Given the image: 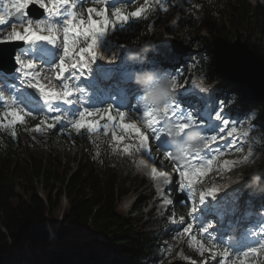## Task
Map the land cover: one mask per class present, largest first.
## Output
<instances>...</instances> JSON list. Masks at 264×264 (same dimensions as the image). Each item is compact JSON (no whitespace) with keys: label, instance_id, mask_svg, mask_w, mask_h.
<instances>
[{"label":"trees","instance_id":"1","mask_svg":"<svg viewBox=\"0 0 264 264\" xmlns=\"http://www.w3.org/2000/svg\"><path fill=\"white\" fill-rule=\"evenodd\" d=\"M199 2L202 4L199 19L195 7L185 9L174 5L178 26L175 29L171 24L165 25L174 39L190 45L189 59L193 54L198 73H205L211 82L224 80L214 68L213 38L221 34L230 40V34H236L237 29L249 31V40L252 33L260 38V42L253 44L250 40L249 45L264 60L261 52L264 0ZM163 12L158 7L148 10L147 15L159 23L167 19ZM145 26L138 22L132 30H120L111 34V38L136 48L143 44L150 46L159 27L149 32V27ZM230 95L234 101L229 100ZM217 99L226 104L231 113L239 108L236 103H245L232 83L217 94ZM1 121L0 264L25 249L32 254L39 253L44 264H157L170 256L166 248L173 230L171 225L166 226L164 217L144 212L154 194L150 179L134 172L130 150L120 148L112 135L102 133L93 138L87 129H82V151L75 165H71V161L63 160L48 148L33 146L31 139L21 143L13 134L14 125H8L5 119ZM138 122L142 124L139 118ZM120 134L128 139L125 131ZM133 140L137 143V139ZM19 153L26 154L23 161ZM133 189H149V196L147 199L139 194L131 213L125 214L119 204ZM50 228L55 237H51ZM197 235L202 236L199 231ZM57 246H65L69 251ZM252 264H264V259L256 255Z\"/></svg>","mask_w":264,"mask_h":264},{"label":"snow or ice","instance_id":"2","mask_svg":"<svg viewBox=\"0 0 264 264\" xmlns=\"http://www.w3.org/2000/svg\"><path fill=\"white\" fill-rule=\"evenodd\" d=\"M51 7L49 4H46L44 0H0V31L5 27H11V31L8 32L6 36L0 35V44H7L10 42H24L32 43L36 41L48 42L50 48L54 51H49L48 54L43 57L41 60L36 61L34 58L25 56L23 54L16 55L12 57L11 54L6 58L5 55L0 52V65H2L7 59L8 62H11L13 59L16 64L15 73L18 74L20 78V83L22 86L27 88L37 89L42 95L43 100L46 103L47 112L46 113H62L67 110L62 107V105L71 106L73 115H78V119H74L72 127L77 131L81 129H87L89 133L97 132L101 127L105 130L108 129L109 124L104 123L101 125L96 119H92L91 122L86 121V117H96L103 113L108 112V108L105 109H95L90 111L88 107H83V110L76 108V105H84L87 101L85 99L86 88L80 87L79 82L85 78L87 73L89 76L95 77V83L98 87L103 89L104 84L107 81L112 79V71H108V67L105 64H99L98 61H108L111 63V60L115 58H109L105 55L103 51L104 42L108 36V32L105 30V26L111 25L113 30H116L118 25L119 30L125 29L126 24L129 23L131 18H139L145 9L141 8L138 11L131 12L128 15H122V7H115L112 9V16L114 20H109L107 16L104 15L103 10H97L95 8H88L87 11L89 14L96 12L97 15L101 16V25L97 26L96 22L91 19L89 16L88 20H82L77 18V13L74 11L77 4L75 0L69 2V0H50ZM30 6L37 8V13L40 16L44 15V11L47 12L46 18L37 19V18H28L26 15V10ZM63 9V11H61ZM160 9L167 11V8L163 4L160 5ZM43 10V11H41ZM60 18L57 20L56 18ZM10 18L11 21H10ZM17 26H19L22 31H17ZM63 31V41L58 43L57 32L61 29ZM83 43L84 47H79L78 45ZM95 65V68L93 67ZM181 73L177 72L172 75L171 80L172 86L176 90V97L171 100V102L164 106L163 110L160 112H155L148 108V106H143L142 116L140 120L146 122V127L151 132V137L138 127L136 121L132 123H124L126 115L125 111H119V127L122 130H128L135 133L138 137V145L141 149L148 153L150 139H156L157 141L161 139V134H166L165 124L166 123H175V126L182 131L188 130H198L202 131L203 129L199 126L198 118H195L194 115L185 110L180 101L177 99L180 94L181 89H185L186 84L180 83L178 86V77ZM55 78L57 85H52L51 81ZM47 80L49 84L46 85L42 81ZM191 88V87H189ZM2 94H0V99H2ZM15 104L14 101H12ZM112 105L109 104V108ZM220 111H217L214 114L209 112V118L211 123L208 125L212 131L218 132L223 135L227 132V135L231 137L234 133L237 132L235 126L230 124V121L223 118L222 109L223 104L219 105ZM141 107L137 106L136 111L140 112ZM20 111H23L21 109ZM36 114H43L45 111L43 109H38ZM33 112H25L26 116H33ZM11 116L14 120H20L21 116L17 111H12ZM48 116H44V120H47ZM55 123H61V116H53ZM106 120L109 122L114 121L112 115H107ZM43 122V121H42ZM53 125L49 124L48 127ZM116 126L115 124L113 125ZM231 127V131H228V128ZM36 131L39 132L40 129L36 128ZM245 137L249 135V130H246L242 133ZM123 137L115 135L113 133V139L120 141ZM216 135L204 136L202 135L203 148L208 149L210 141L217 140ZM228 143H231L229 140ZM127 150V149H125ZM237 146V151H239ZM202 151L193 152L196 156H199ZM209 151H212L209 149ZM211 164V160L208 161ZM188 167V165H186ZM195 168V164H191V169ZM154 177H163L165 183L168 182V174L165 172H157L155 166H153ZM203 171L197 169L192 172V175H203ZM181 177H188L189 173L185 171H179ZM192 180L189 177L187 188L192 189ZM183 187V185H181ZM191 191H189L190 193ZM209 194H212L211 192ZM214 197V196H213ZM205 200V195L201 194L199 197V202L203 203ZM213 227L212 224L208 225V229ZM191 225L186 227L184 231L189 232ZM208 229H204L203 232H207ZM195 239V238H193ZM214 245L208 249L204 247L203 244L199 245V252L201 255L205 251L210 252V254L215 255L213 251ZM261 249H264V242H260L258 247L251 246L247 250L243 251V255L247 257L249 254H257ZM228 251L225 250L221 253L223 257L228 256Z\"/></svg>","mask_w":264,"mask_h":264},{"label":"rangeland","instance_id":"3","mask_svg":"<svg viewBox=\"0 0 264 264\" xmlns=\"http://www.w3.org/2000/svg\"><path fill=\"white\" fill-rule=\"evenodd\" d=\"M187 1L189 3H192V5L189 6L188 8H187L188 2H185L183 0H175L174 2H178L179 4L184 5L187 9H191L195 7L196 9L195 15H196V18L199 19L201 15L202 4L198 3V0L196 2L195 0H187ZM252 1L256 2V1H262V0H252ZM158 3H160V5L163 4L164 7L167 8V11L164 12L166 13L165 17L167 19L162 20L159 23L154 22L153 24L152 20L148 18V16L146 15L145 13L146 11H144V13H142L139 18H135V23H133V20L131 17L129 20V22L131 23L129 25L130 28H132L133 25L137 23V21L140 24L146 25L147 27H149V32H151V30L155 31L159 27L158 33L156 35L157 37L151 46L142 47L141 49L137 50L134 47L127 46V45L122 47L121 45L109 44L105 40L104 42L105 46L103 48L105 55L108 56L109 58L120 57V56H124L126 52L131 53V51H133V55L134 56L138 55L141 61L146 58L150 66L166 65V64L159 65L160 61L157 63V65L153 64L155 61L153 60V58L156 56L158 59H163L164 56L162 55L164 52H168L170 54L171 61H173L174 59L177 60L180 54L178 52H175L173 48L174 46L173 42L176 39H174L173 35L170 32L166 31V28H165V25H168V24H171V27H174L175 29L178 26V16H177V13H175L174 10L172 9L171 3L169 1L166 2L165 0H130L129 2L123 5H125L129 9L130 12H135L141 8H146L147 5L155 6ZM90 7L91 5H88L82 9V14L85 18V21L89 19L90 14L88 13L87 9ZM122 15H128V14L127 12L122 11ZM110 28L112 27L110 26ZM117 28H119L118 25L116 29ZM126 28L127 26H125V29ZM248 34H249V31H246L245 29V34L243 35V37L244 39L248 40V43L250 42V40L252 44L260 42V38H258L255 35V33L251 34L250 40L248 39ZM234 38L236 39L237 35L235 33L234 34L231 33L230 40H233ZM189 51H186L184 53H188ZM199 51H202V50H199ZM261 52L264 54V47L261 49ZM138 53H141V54H138ZM206 57H208V55H206L205 58ZM169 62L168 64H170ZM201 71L206 72L205 69H202ZM177 72L181 73V75L178 77V82L180 83H184V84L192 83L193 84L194 80H196L198 83H200L201 81H203L204 83H209V82H206V80L208 79L205 73H201V74L197 73V70L195 69L194 60L190 59V61L185 62L182 66H180L179 64V68L177 69ZM230 83H231L230 81L223 80V81L215 82V86L217 90L225 91L229 88ZM232 86L234 88L233 83H232ZM172 90H174V87L172 88ZM175 97L172 96V98H175ZM177 99L180 102H191L192 104H194L192 99H182L179 96L177 97ZM255 103H257L255 108H250V109L245 108L242 112H238V113L234 112V114L232 115L228 114L226 111L222 109V111H224L225 114L229 116L227 120H229L230 124L235 126L237 129V132L234 133L231 137H229V140L231 141V143H228V141L223 143L224 145L223 151L227 149H232V148L237 150V146L239 147L240 150L237 151L236 154L238 155L235 156L233 159L225 158L224 155H222L220 158L215 160V162L208 165L213 168L212 171L200 176L197 180L195 191L197 194H199V197L201 194H204L207 196L208 193H210L212 190L217 189L219 187L222 188V187L227 186L228 184H231L234 182L237 183L239 181H242L245 178L254 177L256 173H258L259 171L264 172V114H263L264 113L263 111L264 110V104H263L264 99L260 102L254 101L253 104ZM197 104L198 103L194 104L196 105L195 107L196 113H198ZM214 106H215L214 103L210 104L207 108V111H204L202 115L204 117H209L208 113L211 112ZM20 110L21 108H10L6 110L5 113H9L11 116L12 111H17L21 116V119L17 121H22L23 115L21 114ZM220 110L221 109H218L217 111H220ZM119 111L121 110H118V112ZM122 111H125L128 114L126 115L124 123H131L136 118L137 114L132 106H129L128 108ZM118 112L115 111L114 114L118 115ZM105 114L106 113L102 112L101 115L87 120V122H91L92 119H96L97 121H99L101 125H103L104 123L109 124V127L107 130L101 127L97 132H94V133L97 134L99 133L100 130H103L105 133H108V130H111V131H114L115 133L120 128L118 126L120 123L119 116H118V120L109 122L106 120V117H104ZM258 117H262V120L261 121L258 120L257 119ZM117 122H119L118 125H117ZM114 124L116 125L115 127L113 126ZM36 128H39L40 131L37 132ZM246 130H249V135L247 137L242 135V133ZM74 131L78 135H75L73 133V130L66 131L64 133V128L57 127V128L52 129L50 127H47L44 125V121L42 122L41 120H38L36 118L32 126H28L25 128L18 127V129L14 133L18 141H20L21 143L26 141L27 139H31V143H33V146L36 145L39 148L46 147L48 148L49 151H52L53 154H58L59 156L62 157L63 160L71 161V165H75L77 158L82 151V147L84 144V137L80 133V130L77 131L74 128ZM128 139L130 138L128 137ZM118 142L121 143L120 145L122 149L130 148L129 149L130 154H132L133 158H135L134 172L139 173V174H144V175L151 177L150 182H151L152 187L155 189V196H157L158 193L155 188V182H156V178H159V176L157 177L152 176L150 174V171H140L137 165L138 162L136 160V157H138V155L142 153L143 151L141 147L139 146V148L136 149L135 147H133L131 141L125 140L123 138ZM150 145L153 146L151 154L149 153L151 159H154V160L158 159V162H160V166H161V163H163L162 150L159 149L155 145V143H151ZM24 156H26L25 153L18 154V157H20V161H23L22 159ZM263 178H264V175H263ZM36 182H38L37 179H36ZM261 182H264V180ZM38 185H39V182H38ZM263 186H264V183H263ZM251 188H253V186L250 185V187L246 189V193H245V200L249 202V204H247V207L249 208L253 206L254 194H255V193L252 195L250 194L249 196L250 198L247 200L246 197H248L249 189ZM182 190L183 188L181 187V185H178L175 191V194H177V197L174 203H171L173 199L169 198L168 201L156 204L154 197H152L148 201L147 206H145L144 208V212L146 214L152 213L154 215H158L160 217H165V218H166L165 216L166 214H165L164 209H170L172 210V212L175 213L173 218L181 220L178 225H175V222L173 221V219H171L170 223L172 227L174 228V230H172V233L168 240V246L166 248V252L167 254H170V256H167L168 258L164 262H158L157 264H169L171 261L176 262L178 264H182V261L188 264H197V263H206V262L209 263V261L211 263V260L209 258L210 252L205 251L203 255H201L198 250L200 244H203L206 249L210 247H208L206 243L202 241L199 237H197L192 231V229L195 228L193 226L194 222H193V217H192V212H194V210H192L189 206H187V204L183 206L184 196H183ZM141 193L145 195L146 198L148 199L149 189H138V190L133 189L128 196H125L121 199L120 204H119L120 210H122L125 214H130L132 207L135 205L136 199L139 197V194ZM66 204H67V201L66 199H64L62 202L63 207H65ZM62 211H63V208L60 209L58 213V219H60ZM144 217H146V215ZM189 221H191V223ZM189 225H191V228L189 232L186 233L184 229L188 227ZM50 234L52 237H55V233L54 231H52V228H50ZM57 248L58 249L64 248V250L69 249V248H66L65 246L64 247L57 246ZM176 251L177 253H174ZM217 251H219V249H217ZM213 258L215 259V261L212 262L211 264H228L230 262L234 264H240L241 262H244V263L250 262L248 260L245 261L244 259L246 258L244 257H227V258L220 257L219 258L216 255V256H213ZM34 263L44 264L42 256L39 253L32 254V252L29 249H25L22 252L16 253L15 255H13L5 264H34Z\"/></svg>","mask_w":264,"mask_h":264},{"label":"water","instance_id":"4","mask_svg":"<svg viewBox=\"0 0 264 264\" xmlns=\"http://www.w3.org/2000/svg\"><path fill=\"white\" fill-rule=\"evenodd\" d=\"M236 35L237 38L233 40H228L221 34L214 36V68L225 81L235 83L234 89L240 93L242 99L260 102L264 99V60L243 38L244 31L237 29ZM173 43L178 52L184 53L190 49L189 44L180 45L177 40ZM15 49L16 47L9 43L0 44V52L6 58L9 54L14 57ZM13 65L14 59L11 62L6 59L0 68L9 69Z\"/></svg>","mask_w":264,"mask_h":264},{"label":"clouds","instance_id":"5","mask_svg":"<svg viewBox=\"0 0 264 264\" xmlns=\"http://www.w3.org/2000/svg\"><path fill=\"white\" fill-rule=\"evenodd\" d=\"M148 79H151V77H149ZM135 83H140V81H135ZM193 85L199 88V91L201 93L208 92V89L202 86V82L198 83L196 80H194ZM167 88H168V92H165L164 86L156 85L155 87L144 92L141 95L140 100L144 106H148L149 109L155 112H160L165 105L171 102V96L169 93L172 91V89L170 83L167 85ZM169 132H171V136L176 140H179L181 137L189 138V144L187 145V149H186L187 153H193L203 148L202 137L199 136L197 133H195L194 130L182 131L181 129L176 127L174 131L172 130L166 131V136L169 135ZM173 148L176 152V157L178 159L183 160L186 155L185 149L179 144H174ZM253 183L254 184L259 183L258 176L254 178Z\"/></svg>","mask_w":264,"mask_h":264},{"label":"bare ground","instance_id":"6","mask_svg":"<svg viewBox=\"0 0 264 264\" xmlns=\"http://www.w3.org/2000/svg\"><path fill=\"white\" fill-rule=\"evenodd\" d=\"M11 31V27L9 26V27H5L2 31H0V35H3V36H6L7 34H8V32H10ZM17 31H22V29H20L19 28V26H17ZM168 53V52H167ZM21 54H23V55H25V56H28L25 52H24V50H18V52L16 53V55H21ZM15 55V56H16ZM36 61H39V60H36ZM16 70V69H15ZM47 81V80H46ZM218 82V81H217ZM48 84H49V81H48ZM52 84V83H51ZM40 100H43V97H41L40 98ZM46 103L47 102H45V105H46ZM150 145V144H149ZM149 153H150V151L148 152V153H145L144 151H142V153H141V156H140V158H139V161H138V168H139V170L140 171H151V165L153 164V162H156V161H158V159L157 160H155V161H153V162H151V157H150V155H149ZM162 178L163 177H160L159 179L160 180H162ZM158 179V178H157ZM253 180H254V177H249V178H245V179H243L242 181H239V182H237V183H231V184H229V185H231L232 187H234V189H238V188H241L240 189V191H242L241 192V197L242 198H245V193H246V189L244 190V188L249 184V183H253ZM264 180V178L262 177L261 179H259V183L261 182V181H263ZM258 183V184H259ZM258 184H252L251 186H258ZM245 186V187H244ZM244 187V188H243ZM248 187H249V185H248ZM255 193V192H254ZM253 193V194H254ZM250 194L252 195V193L249 191V194H248V196H250ZM254 199H256V198H254ZM201 210V208L198 210V212Z\"/></svg>","mask_w":264,"mask_h":264}]
</instances>
